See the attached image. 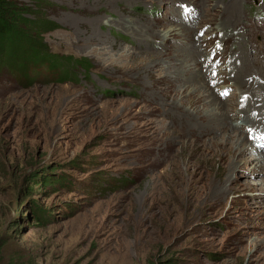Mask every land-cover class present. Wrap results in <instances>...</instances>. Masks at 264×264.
Masks as SVG:
<instances>
[{"label": "rangeland", "instance_id": "rangeland-1", "mask_svg": "<svg viewBox=\"0 0 264 264\" xmlns=\"http://www.w3.org/2000/svg\"><path fill=\"white\" fill-rule=\"evenodd\" d=\"M17 1L26 17L52 27L35 34L37 41H44L55 54L86 60L91 70L78 65L73 68L76 77L67 82L52 75L29 84L0 68V241L6 243L7 255L23 254L28 264L32 257L35 264H264V190L230 194L222 208L187 220L188 212L178 211L174 203L170 178L162 174L157 182L158 166L144 171L153 151L160 160L170 154L159 153L157 142L180 151L181 137L171 121L175 118L183 125L180 111L191 107L185 103L168 111L170 105L164 101L176 106L179 99L161 95L156 100L143 91L154 82L144 71L155 63L152 58L123 56L158 50L169 57L178 52L174 47H186L185 37L162 38L166 28L183 21L201 52L195 68L199 71L202 63L223 66L216 92L223 89L230 112L239 113L242 103L236 101L241 91L230 87L226 68L238 49L264 70V0H244L245 17H238L236 27L224 32L219 24L226 12L214 6L223 0H119V5L101 6L98 14L107 31L109 23L121 18L139 24L147 19L156 28L154 37L143 38L154 49L145 44L138 48L139 39L129 28L113 26L111 35L104 34L119 39L124 48L117 51L87 45L82 35L77 40L76 29L65 26L70 16L77 18L81 12L71 7L86 3ZM196 36L205 39L200 43ZM160 62L166 65V60ZM260 73L264 80V71ZM235 123L249 136V152L240 156L244 164L235 174L239 182L258 180L252 175L255 161L245 160L262 154L255 141L264 145V137L240 118ZM201 171L203 176L209 173ZM188 176L184 172V179ZM152 193L163 198L156 215L144 198Z\"/></svg>", "mask_w": 264, "mask_h": 264}, {"label": "bare ground", "instance_id": "bare-ground-1", "mask_svg": "<svg viewBox=\"0 0 264 264\" xmlns=\"http://www.w3.org/2000/svg\"><path fill=\"white\" fill-rule=\"evenodd\" d=\"M79 1L86 4L82 7H71L72 12L81 10V12L78 11L79 16L77 18L70 16L69 23L65 24V26L69 28L76 29L75 34L77 35V40H81L83 36L84 40L87 41L84 43L87 45L90 44V46H99L102 49L109 48L113 51L124 48L123 45L117 43L119 40L117 37L111 39L104 34L107 30L102 26L103 20L100 14H98L97 9L104 5H119L120 1ZM243 2L244 0H223L218 4L216 3L217 5L214 4L217 8H221V11L226 12L222 15V20L220 18L221 23L219 24V28L222 32L227 31L229 28L236 27L235 24L237 23L236 21L239 20L238 17H245L246 12L244 13L245 9L242 7ZM203 5H205V3H203ZM200 8H198V11ZM205 9H207V6H205ZM200 12L202 11L200 10ZM218 13L219 12H217V14ZM175 19L176 18H172V22H174L173 20ZM262 23L260 24L261 26L263 25ZM138 24L139 22L135 21L132 23L131 20H123L121 18L116 22L109 23L108 26H111V28L109 27L110 29L107 32L111 35L110 30L113 26H119L122 29L129 28L130 31H128L139 39L138 48L144 46V44L154 48L148 40H143V38L150 39L154 37L155 34H153V30L156 28H154L153 24L147 19H144V21ZM187 26L181 21L179 23H174L172 27H168L166 30L163 29V40L168 41L178 38L179 36H183L187 39L186 47H178L175 45V51L177 50L178 52H172L169 57H165L164 54L158 50L150 52L142 50L144 53L141 51L131 52L126 55L123 54V56L131 58L136 56L143 57V54H147V57L152 58L150 62H155L144 68L145 73L151 76V78H154L153 84L148 85V87H145L143 90L151 94L153 97L152 99L158 100L161 95H163V99H179L178 103L180 104H176V106L170 103L167 104L164 101L163 104L170 105L168 106V111L169 109H177V105H184L185 103L191 107L188 111H180L185 117V123L183 125L180 124L181 122L179 123L178 120L175 118L172 119L171 117V128L174 132H178L182 139L178 140L181 147L180 151H176L174 146L169 147L165 146L167 145L165 143L157 142L159 153L163 150H170V154L160 160L157 151H153L150 154L151 160L148 157L151 161L147 162L149 166L147 165V168H143L144 171H147L149 167L154 168L158 166L159 171L156 174V180L162 174H166L170 178L174 203L178 205L177 210L182 211L185 209L189 215L187 220H189L210 215L211 213L209 212L222 208L225 200L230 194H236L244 189L255 193H257L258 190H264V177L261 176L262 172H264V149L261 155L249 156V160H245L246 162L255 161L254 173L252 175L258 176V180L245 181L244 183L243 181L239 182V177L235 174L236 170L244 164L240 156L249 152L247 148L249 136L242 131L239 124L235 123V120L240 118L244 123L250 126V130L254 131V134L260 132L262 136H264V80L260 76V71L264 70L260 69V66L256 62L257 60L255 61L254 57L249 56V53L244 50L237 49L235 53L231 54L226 70L228 71V77L232 83L230 87L239 88L241 91V96L236 103L238 105L240 103L242 104L239 108L241 109L239 113L230 112L227 99L223 97L224 90L222 89L220 91L218 89L216 92V87L220 82L219 77L224 73V68H222L223 66H218V68H216V64L208 66V64L205 65V63H202L199 71L195 68V65L198 64L201 58V52L196 46L194 36H190L192 32L191 27ZM103 30L104 32H102ZM160 32H157V34ZM201 37L196 36V39L200 43L203 42ZM242 40H245V37H243ZM247 45L248 44H246V46ZM154 56H158L159 59H154ZM158 60H166V65L161 62L157 63ZM216 73L218 76H216ZM160 109L164 108L160 107ZM221 131H225L224 135H222V137H215V134ZM153 139L156 140L157 137L154 136ZM184 151L186 155H184ZM177 158H180V162H176ZM167 165H171L169 170ZM204 169H207L209 172L207 176H203L202 174L201 170ZM184 172L189 174L186 179L183 177ZM176 177H179L178 181ZM257 184L259 187L256 186ZM183 188L186 189V192H183ZM144 198L145 201L150 204L153 215H156L159 212V206L163 205V198H160V196L154 193L151 195L145 194ZM230 213L229 210V214Z\"/></svg>", "mask_w": 264, "mask_h": 264}, {"label": "trees", "instance_id": "trees-1", "mask_svg": "<svg viewBox=\"0 0 264 264\" xmlns=\"http://www.w3.org/2000/svg\"><path fill=\"white\" fill-rule=\"evenodd\" d=\"M27 12L18 6L17 0H0V68L6 67L21 81L34 84L37 78L59 75V82L76 77L75 66L90 72L91 66L84 59L63 56L51 52L46 43L37 41L35 34L52 30L46 21L26 17ZM46 72V73H43ZM6 243L0 241V264H28L23 259L5 252ZM34 263V257L30 260Z\"/></svg>", "mask_w": 264, "mask_h": 264}]
</instances>
